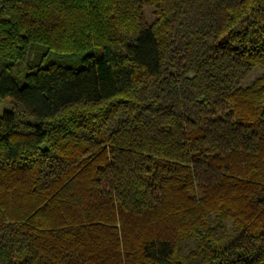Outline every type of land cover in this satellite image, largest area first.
I'll use <instances>...</instances> for the list:
<instances>
[{
	"label": "trees",
	"instance_id": "1",
	"mask_svg": "<svg viewBox=\"0 0 264 264\" xmlns=\"http://www.w3.org/2000/svg\"><path fill=\"white\" fill-rule=\"evenodd\" d=\"M6 97L0 264H264V0H0Z\"/></svg>",
	"mask_w": 264,
	"mask_h": 264
},
{
	"label": "rangeland",
	"instance_id": "2",
	"mask_svg": "<svg viewBox=\"0 0 264 264\" xmlns=\"http://www.w3.org/2000/svg\"><path fill=\"white\" fill-rule=\"evenodd\" d=\"M144 16L147 22H151L154 19V14H153V7L151 6H145L144 7ZM262 72V69L260 68H255V70L248 76V79L245 83L251 82V80L258 76ZM11 108V99L9 97H6L4 99H0V115L7 110H10ZM226 225H231L229 220L224 221ZM231 231V227H228L227 230ZM194 239L190 237L185 241L186 245L188 248L194 247Z\"/></svg>",
	"mask_w": 264,
	"mask_h": 264
}]
</instances>
